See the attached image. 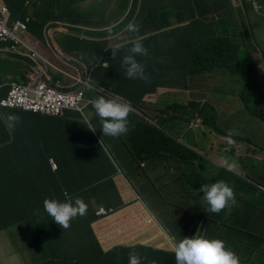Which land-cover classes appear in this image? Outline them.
<instances>
[{
    "label": "trees",
    "instance_id": "trees-1",
    "mask_svg": "<svg viewBox=\"0 0 264 264\" xmlns=\"http://www.w3.org/2000/svg\"><path fill=\"white\" fill-rule=\"evenodd\" d=\"M85 0H57L56 8L62 15L57 17L56 21H61L71 25H89L90 27L99 28L105 24L104 21H99L96 24H91V20L84 21L83 13L90 12L91 17L97 12L102 11V7L106 3L96 2L89 8L79 7V4ZM24 0H6L8 11L12 18L24 17L27 13V8L24 7ZM197 7L190 9L195 18H215L218 14L220 21H216L215 30L217 31V36L212 39L210 44L205 47H196L193 54V61L189 60V55H187L188 64L180 67L181 71H175L168 66L163 64H157L155 66H147L149 59L146 56H137V60L142 62L145 66V79H128L124 75V68L121 66V59L123 55L127 54V48H121L117 51L116 56L112 57L111 49L106 48V43L101 42H84L86 53L83 54L81 58L90 73L91 86L94 89L103 88V90L113 93L123 100H131L135 103L141 94L139 100H143L142 96L146 94H152L154 98H161L163 100H170L174 97L176 101L172 102L176 105L183 104V91L180 90L182 87L181 78H179V73L184 72L188 77L189 75H195L197 73H202L200 69H194L195 64L199 67H206L210 64V60L203 56L210 55L213 61V68L222 70L225 76H228L230 81L234 82L239 89L232 94V96L226 100L229 104L239 110H243L248 113L253 118L259 120L264 126V64L261 65L258 61L257 55L258 51L255 42L253 41L254 28L257 24H264V0H199L196 2ZM68 8V9H67ZM121 9L124 5L120 6ZM69 10L66 13L65 10ZM74 10L78 15L73 16L71 20L68 18ZM95 10V11H92ZM134 14V9L131 10L129 14V19L131 20ZM222 14V15H220ZM231 14V15H229ZM99 15V14H98ZM98 17V16H96ZM225 18V19H224ZM231 22V24H230ZM31 24V22H30ZM28 24V25H30ZM36 24V23H33ZM31 24V25H33ZM140 24V22H139ZM214 25L213 23H209ZM30 25V26H31ZM37 25V24H36ZM106 25V24H105ZM34 26V25H33ZM44 26H38V33L43 31ZM95 34H91L95 37ZM130 36H134L133 33H128ZM97 37H103L105 34L99 33ZM113 49V48H112ZM149 52V50H148ZM190 54V53H189ZM202 58L206 60H202ZM102 63H106L107 67L102 68ZM185 81V80H183ZM184 86L183 88H185ZM91 96H96L97 94L93 91L90 92ZM1 98V92H0ZM154 100V99H152ZM188 113L186 115L179 113L177 116L175 113L176 109H173L175 116L184 122H195L198 127V132H193V135L200 134L208 138L207 131L211 130L219 135L226 136L227 133L221 131L220 129H215L216 117L218 113L216 110L207 109L206 107L192 101L188 106ZM186 109V108H185ZM207 111L214 112L212 115H208ZM2 114H6L5 111H0ZM14 113V112H12ZM20 120L16 126L15 133H22L23 137H30V139L36 140V143L44 150H49L52 145L49 140H53L57 132H62L65 130V123H60L61 126H46L45 122H42L44 126L40 128V131L34 132L33 137L30 136L31 129L28 126V118L25 115H19ZM67 114V113H66ZM32 118V116H30ZM47 122L51 123L50 119H46ZM152 119L149 116H145L143 119L137 117L133 114H128V125L129 130L119 136L110 137L102 135L100 128L101 124L99 118L96 116L93 119V123L98 131V134L111 152H117L120 147L123 146L124 149L129 152L124 156L121 162V167L115 169L111 164L102 161L100 155L102 154V146L97 143V146L92 144L87 140V133L90 130L82 124H74L71 127L75 129L77 133L78 146L72 147L71 149L66 148L67 152L74 151L79 155V159L84 164L96 163L97 161L105 164H96V171L90 172L86 170L83 174L76 175V177L70 179L59 180V176H55V180L45 181V175L48 171V165L46 163V154H41L37 157L35 161L37 164H33L34 178L29 177V179H19L18 189L38 191L40 200H44L45 197H55L57 199H64L65 192L70 196H80L86 202H88L89 207L85 216L88 213L95 212L100 205L105 203H119L121 204H131L132 194L130 181L127 182L129 176H133L135 179L141 177L142 171L145 176L150 175L157 167H161L164 163L169 164V160L177 161V163L186 165H195L197 160L201 158V154L196 150L197 148L203 147L201 140L197 141L195 138L194 145L187 142H179L173 134L169 132L170 128L166 132L161 129L160 122L156 119L154 122L158 125L152 126ZM159 121L164 124L171 123L169 120L160 119ZM208 126V129L205 128ZM3 125H0V128ZM53 129V130H52ZM201 137V138H204ZM29 139V140H30ZM247 141L246 146L243 150L239 148V142L233 141L232 138H226L222 142H218L222 147H228L227 150L230 157H234V162L232 169L240 171L241 161L243 162V156L250 153L249 156H255L251 154V148L255 146L256 142H253L250 138H242L240 141ZM217 143V141H215ZM234 144H237L234 146ZM51 151V150H50ZM220 151V150H219ZM217 151V155H219ZM261 157L264 156V149L261 150ZM246 153V154H245ZM244 163V162H243ZM142 164H145L143 167ZM102 165H104L108 170H106ZM94 167V165H91ZM148 168V170H146ZM98 171V172H97ZM80 172V171H79ZM246 172V170H245ZM228 177L223 178L230 186L233 187L235 198H239L238 204L230 210H224L226 225L228 230H235L237 223L242 221H249L255 212H258L259 216L264 220V184L261 185L260 182L253 178L242 176L236 174H228ZM182 176V174L180 175ZM196 177L194 181L195 185L200 187L201 184L213 183L217 180H221V174L216 177H204L201 174L194 173ZM126 179V181H125ZM45 181V182H44ZM44 182V183H43ZM260 183V184H259ZM262 186V187H260ZM42 190H48L51 193H43ZM89 192V196L87 193ZM4 195V201L10 203L13 207H16L18 212L15 215L16 220L27 218L26 214L19 212L18 203H25L23 198H17L16 192L13 194L14 201L9 200L8 196ZM17 202V203H16ZM32 212V211H30ZM224 214V213H223ZM148 217H145L147 219ZM93 219H95L93 217ZM230 220H233L230 221ZM74 220L70 222V226L67 229H62L61 227L55 228L51 225V236L55 241L62 246L65 250L66 257H70L71 261L64 259V264H86L87 262L82 259L77 260L73 258L77 254L84 255L86 251L79 247L73 242L75 234H83L89 236L97 246L102 242H111L117 240L121 233L119 231H105L102 235H96L93 231H89V228H85L82 224L81 228H76ZM102 229L101 226L98 227ZM17 231L22 240L27 243H22L26 249L23 254L29 253V260L32 259V253H43L44 248L37 245V239H29L27 236L33 234L29 231L28 227L19 226ZM34 236V235H33ZM68 241V242H67ZM144 245L136 244L133 246L136 253L142 254V247ZM149 247V246H146ZM119 253L114 255V251L111 250L107 254L108 261L106 264H128V251L125 248H116ZM103 253V250H101ZM264 252V249L263 251ZM144 259L147 261L146 257ZM148 261H152L151 258ZM51 262V261H50ZM77 262V263H76ZM52 263V262H51ZM96 264H105L101 260H97Z\"/></svg>",
    "mask_w": 264,
    "mask_h": 264
},
{
    "label": "crops",
    "instance_id": "crops-1",
    "mask_svg": "<svg viewBox=\"0 0 264 264\" xmlns=\"http://www.w3.org/2000/svg\"><path fill=\"white\" fill-rule=\"evenodd\" d=\"M39 1L46 3L51 2V0H34V2ZM197 1L199 0H184V3H182L181 6L187 7L189 12H187L185 20H181L182 17L179 15V13H177L178 11L169 12L166 15L163 11L159 10V7L165 3V0H120V4L124 5V8L122 9L123 13H121L122 17L117 20H113V22L116 24L121 19L126 17L131 5H133V19H137L133 23L139 24L140 22L139 27L141 28V31H144L140 37L143 38V44L149 50L148 55H146V57L149 59L147 66L163 64L170 67L171 69H174L175 71H179L180 67L188 64V60L185 57V52H189L190 56L194 58L193 54L196 47H205L206 45L210 44L215 36H217L218 30H215L216 21L214 25H211L209 24L211 22L210 18H195V16L192 15L194 11L192 13L190 12V9L198 6L196 3ZM173 2L174 1L171 0L167 3ZM0 3H2L7 9L9 24L20 21L28 26L26 41L34 40L38 43H42L48 40L43 39L44 36L42 31L39 33L37 31L38 26L43 25L46 27L44 24H33L32 18L28 13H26L24 17L12 18L8 11L6 0H0ZM43 5L45 10L42 11V13L45 16L50 12L59 14L58 9L53 5V3H43ZM215 18L217 21L222 20L219 18L218 14L215 16ZM90 20L91 24H96L100 20L104 21L106 25L104 24L103 26H107V24L110 23L109 15H105V13L100 14L98 17H90ZM30 22L34 26L31 25ZM256 26L262 27L264 29V24H257ZM90 29L94 30L89 25H85L82 28L75 27V36H68L67 38L70 41L68 43L76 44L103 41L106 43L107 49H112L108 46V43L111 41V33H117L124 29V27L117 30L107 29L104 31H96L95 37L91 35L92 33L89 31ZM153 32H160V35L157 36V34H154ZM99 33L105 34V36L99 38L96 36ZM62 36L64 35L59 34V31H55L54 36L50 37V43L57 44L59 47L65 50L66 48L62 47L58 43V39L62 38ZM207 36H210V41L206 39ZM6 47L7 45L0 43V100L8 91L9 82L12 80L14 82H18L19 78L25 74V69L23 67L25 64L22 63L20 58L14 57L16 54H7L5 52ZM69 52L70 51L68 50L67 52L64 51L63 56L66 57L65 62L74 67L70 68L67 64L61 63V71L58 74L52 75L49 71V76L51 79L50 84L56 86V82H58V88L63 92H70V90L74 89L78 90V92H81L86 99L87 106L90 108L91 116L95 118V111L91 106L90 100L95 98L97 95L91 96L90 92L93 91L94 93L98 94L101 89H94L93 87H90L91 70L89 71L87 69L83 61V53ZM81 58H83V60ZM71 61L76 64V67ZM25 67L29 69L28 66ZM64 72L73 75L76 79L80 80L82 84H77L74 80L64 75ZM194 80L197 83L198 78L191 79L190 86ZM182 87H184L183 83ZM185 89L188 90L187 85ZM140 97L141 94H139V97L137 98L138 100L135 103L131 102V100H127L126 102L133 107L142 108L146 103H157L162 101L161 98H154L157 96L152 94H146V96H142V101L139 100ZM170 100H175V98L171 97ZM6 112H14L19 115H25L24 117L28 118L29 120L27 124L31 129V137L34 136L33 130L34 132L40 131V128L44 126L42 122H45V124H47L46 126L52 125L53 127L57 126V124L61 126L60 123H65L66 125L64 126V131L57 132L54 139L49 140L50 144L52 145L49 150H44V148H41L36 143V140L30 139V137L26 136L23 137L20 135L22 133H15L14 130L16 129L9 131L5 129L4 126L0 128V190L6 194V196H8L9 200L11 201H14V192H16L17 198H23L25 203H18L17 205H19V212L26 214L27 216V218L16 220L15 215L18 214L16 207H13L10 203L5 202V196L0 194V264H64V259H67L68 261H71V259L70 257H66L65 250L55 241V239L52 238L50 230L51 225L55 228H59L60 226L52 221V218L46 212H44L43 200L39 199V190L34 191L32 188L30 190L18 189L16 186H18L19 179H29V177L34 178L33 168L31 166L33 164H37V161L35 160L41 154H46V163L48 165L49 171L46 172L44 178L45 181L55 180V176H59V180H71L72 178L76 177V175L83 174L86 170H89L90 172L96 171L95 167H91V164L82 163V161L79 159V155L76 152L70 150L66 155V148L71 149L72 147L78 146L77 133L71 126L72 122L76 121V123H80L77 117L81 118L82 116L76 111H74V113H67L63 117L60 116L57 118L45 117L43 115L26 113L18 110H6ZM30 116H32V118ZM139 118L143 119V113L139 115ZM46 119L53 121L49 123L46 121ZM178 130L181 131V129ZM223 155L229 156V153L224 150ZM50 159L55 164H57V169H54L50 166ZM177 166L182 170L181 174L187 172L180 178H177L178 174L175 170ZM193 168H195L193 165H180L177 163V161L169 160V164H167L164 168L157 167L154 172L158 175L167 173V180L165 182H168L169 184L176 183L179 185L183 196L187 197L189 200L196 201V204H202L203 196L199 191L200 187L194 183L196 177H194L192 174V172H194L192 171ZM172 170H174V173ZM163 179L165 178L163 177ZM188 182H191L193 186L192 192L188 191L185 187V184ZM42 191L43 193H51L48 190ZM138 211V208L126 206L120 212L127 213L128 215L117 217L119 219L117 222L106 219L96 221L94 224L93 222H90L89 227L90 229L93 227V233L96 235H102L105 231L111 232L114 230L119 231L121 235L117 240L99 243L100 247L97 249H93V244L95 242L89 236H75V241H73L75 244H89V248L87 249L77 245L79 250L83 248L86 253H84L82 256L81 254H77L73 258L81 261L84 259L86 262H88L86 264H96L97 260H101L106 264L109 260L107 254L110 253L111 250L114 251V255L119 253L116 251V248H125L129 253L132 251L131 246H135L136 244L157 245L159 242L158 239L152 236L145 227V225L149 224H146L145 220L143 223L138 220ZM256 217L257 212H255L254 215L249 218L250 224L256 223ZM19 226L28 227L29 231L33 232V234H29L27 238L33 240L37 239V245H40L44 248L43 253L40 254L33 252L31 254L32 259L30 260L28 258L29 253H22L23 251H26V249H24L25 246L22 243L27 242H24L20 237L19 231H17ZM99 226H101L102 229H99ZM178 233V230L172 231L173 235H178ZM250 244L256 248L260 245L258 242H250L249 244L245 245L246 248H241L239 244L232 242L231 249L238 254L243 264H250L251 261H261L264 263V256L262 255L257 260L253 259L254 256H252L251 260L245 258L247 255L240 256V254H243L246 250H249ZM100 249L103 250V253ZM156 257L159 259L158 255H156ZM164 259H166L165 256Z\"/></svg>",
    "mask_w": 264,
    "mask_h": 264
},
{
    "label": "clouds",
    "instance_id": "clouds-1",
    "mask_svg": "<svg viewBox=\"0 0 264 264\" xmlns=\"http://www.w3.org/2000/svg\"><path fill=\"white\" fill-rule=\"evenodd\" d=\"M24 1H25L23 3L24 7L27 8L28 10V7L31 5V1L30 0H24ZM53 1H54L53 5L56 6L55 0ZM86 1L88 0H85L81 4L85 3ZM96 2L106 3V5L102 7L101 12L96 11V13H98L99 15L105 13L104 8L108 9V8L113 7V5L110 2H106L105 0H91V2L84 7L89 8L90 6L94 5ZM117 2L119 1L117 0ZM121 5L123 4L118 5L117 11H113L112 13L108 14L110 23H108L107 26H103L99 28L92 27L95 31L92 29H90L89 31L92 34H94L96 33V31H104L107 29L117 30L119 28L124 27V29L120 30L119 32L111 33L110 35L111 37L110 42H113L116 44L111 47L113 48L111 49L112 50L111 55L112 57H115L119 49L126 47L127 54L123 55L121 59V66L125 70L124 75L128 79H133V80L141 79L142 80L146 78L145 66L142 62L137 60L136 57L148 55V49L143 44V38L140 37L144 31H141V28L139 27L138 23H133L135 20H137V19H133V16L131 18L132 21L128 20L129 14L131 10H133V5H131L128 15L126 17L121 19L116 24L113 22L112 20L113 16H117L115 20L122 17V15L120 14V12L123 13L122 9L120 8ZM85 8H83V10ZM92 11H95V10H92ZM59 14L62 15V12ZM98 14H94L92 17L99 16ZM75 27L82 28L83 26L82 25L76 26V25L67 24L61 21H56L54 25L52 26V28H50L51 30L50 33L48 32L49 29H47L46 27L43 28V31H42L43 36H44L43 39H48L45 42H42L43 46L39 45L38 42L34 40L27 41V44H26L27 46H29L31 49L36 51L39 56H41L42 58H44L46 61H48L51 64V66L48 67L50 74L52 75L58 74L59 73L58 70L61 71V65L67 64L65 62L66 57L63 56L64 51H60L61 47L50 43V37L54 36L55 31H59V34H63L66 37L70 35L75 36L74 34ZM26 28H27V33H28L27 25H26ZM128 33H133V34L136 33V34L134 36H130ZM153 33L157 34V36L160 35V32H153ZM187 55H189L190 61L195 62L193 61V58L190 56L189 52H185L186 58H187ZM14 57L20 58L22 63L25 64L23 66L25 69V74H23L22 77L19 78L20 82L19 81L14 82L13 80L9 82V89L2 99H4L7 96L13 84L23 87V86L30 84L31 79H34L35 77L34 75L35 73L30 66V62L27 59L20 57L18 55ZM203 57L208 58L210 60V64L206 67H199L196 65L197 64L196 63L195 68H194V69H200L202 73H197L195 75H189L188 77L185 75L184 72H180L178 75L179 78H181V82H184L183 80L185 81L187 80L185 86L187 85L188 88L190 86L191 79H196L194 77H199L204 74L213 75L216 71L219 70L217 68H213V61L210 55L203 56ZM257 58L260 64L263 65L264 59L262 60L259 53L257 55ZM202 60H206V59L202 58ZM71 62L74 63L73 61ZM67 65L70 68L74 67L69 64ZM25 66H28L29 69H27ZM75 67H76V64H75ZM101 67L106 68L107 64L102 63ZM219 71H222V70H219ZM77 84H80V83H77ZM100 89L101 90L99 91L97 96L90 100V103H91L92 108L95 111V115L99 118V122L101 124L100 131L102 135L116 137V136L126 133L130 129L128 125V114L135 115L137 119L139 120V115L141 113H143V118L145 116H149L152 119L151 121L152 126L154 125L158 127V125L154 122L157 119L158 122H160L161 124V126H159L161 129H164L166 132H168L167 129L170 128L169 132L173 134L179 142H182L185 144L187 143V141L185 140L182 141L181 136L175 135L172 132V129H175V128L182 129V127H188L190 131L198 132V127L195 122H191V123L184 122L182 120H179L175 116V113H177L176 114L177 116L180 115L179 113H182L184 115L188 113L187 111L188 107H186V105L184 104L185 100H183L182 105H176V104L174 105V103L172 102L176 100H163L162 99L161 102L146 103L144 104L142 108H139V107L131 106L130 104L126 102L127 100H123L111 92L110 93L104 92L103 88H100ZM182 91H183V95H185V93L188 90L183 88ZM70 92L80 93L83 97V100L79 103L77 108L65 109L57 116H48V115H44L40 113H34V114H39V115H43L45 117H50V118H57L60 116L63 117L66 113H74V111L79 112V114H81L82 116L81 118L77 117L80 123H76L75 121V122H72V125L74 124L85 125L90 130V133H87V140H89L95 146H97V143L102 146L103 155H100L102 161L107 162V164H111L115 169H119L121 167L122 159L124 158L125 155H127L129 151L124 149L122 146L119 148L117 152H114V153L111 152V150L104 143H102V140L95 127V124L93 123L94 117L91 116L90 108L89 106H87L86 99L83 96V94L81 92H78V90L76 89L70 90ZM109 95H112V96H109ZM172 108L176 109L175 113ZM213 109L216 110L215 107H213L212 110ZM0 110L21 111L19 109H7V108H1V107H0ZM160 119L169 120L171 121V123L168 122V124H164L163 122L159 121ZM19 120H20V117L14 113L0 114V124H2L4 128L9 131H12L16 128ZM195 127L197 128V130L196 131L192 130ZM214 133L217 135L216 132ZM207 136H208V138H206L207 143L210 144V146L209 147L206 146L207 152L205 153L199 148L196 149L201 154V158L197 160L195 165H193L195 167V171L192 172V174L194 175V173H198L208 178V174H204L203 169L199 167V162L200 161L202 162L205 169L211 170V168L206 167L204 164V160H208V158L206 157H209V155L214 154L213 152H216L217 154V151L219 150H220L219 154H223V151L230 149V146L232 145L228 147H222V146L219 147L217 143L215 142V140L212 139L216 136L212 135L208 131H207ZM202 137H204V135ZM255 158H257V156H255ZM92 163L91 165H94L95 169H96L97 163L105 164L99 161H97L96 163L94 162L93 164ZM179 164L183 165L181 163ZM142 165L143 167L145 166V164H142ZM50 166L54 169H57V164H55L51 159H50ZM102 166L106 170H108L104 165ZM142 174L143 175L141 177L144 178V182L146 181L145 182L146 185H151V184L157 185L156 180L151 177V174L148 176H145L143 171H142ZM217 175H219V172L216 170L215 172L210 173L209 177H216ZM127 182H129V179L127 180ZM191 188L193 189V186ZM199 191L202 193L203 199L208 205V211H206V214L209 219L213 218L212 213H219L222 209L231 207L232 205L236 203L233 187L230 186L224 180H217L213 183L201 184ZM150 192L153 194L152 190ZM172 193L177 195V198L174 197V202L176 204L182 205L184 208L183 210L189 209L188 203L190 202V200L187 197L182 195L181 190L179 188H174ZM87 195L89 196V192L87 193ZM130 205L131 204H128V205L121 204L120 205L119 203H105L104 205H100L96 209L95 212L88 213L87 216H85V214L87 213L89 204L80 196H70L67 194V192H65V198L62 200L57 199L55 197H52V198L45 197L43 200L44 212H46L52 218L51 220L54 221L56 224H58L62 229L69 228L70 222L72 220H74V223L76 224L75 226L76 228L80 229L83 224L85 228L90 229L89 227L90 222H93L94 224L96 221H99L102 219L110 220L111 217L116 216L119 211H122L124 207L130 206ZM189 210L191 211V209ZM147 213H148V218L145 219V223L151 225L153 224V219L155 217L149 209H147ZM192 213H193V216H196V217L199 216L198 210H194L192 211ZM93 217L95 219H93ZM179 218H180V214H179ZM117 220L119 219L117 218ZM181 223L183 226H187L188 224V222L184 224L182 221ZM216 223L226 225V222L223 220H219ZM175 230H178L179 231L178 235L182 236L183 238L176 240L174 236H170V239L173 241L174 246H169V248L166 242L160 243L161 239L155 235H152L151 233L150 234L152 236L158 239L159 242L157 245L139 244V245H144L142 247V251H143L142 254L136 253L134 247L131 246L132 251L128 253V264H243L238 254L234 250H232L230 247L227 246L228 242L226 240L222 238L205 236L204 231L202 232L199 231L198 234L196 231L193 235L189 236L186 233V229L174 228L173 231ZM89 231L94 232L93 227ZM238 234L240 235L241 233L239 232ZM75 236L83 237L86 235L75 234L74 237ZM73 241H75V239ZM146 246H149V247H146ZM151 246H155V247H151ZM82 247H85L87 249L89 248V246H86V245H82ZM98 247L100 246H97V248ZM156 255L159 256V259H157ZM164 256L166 257V259H164ZM144 257H146L147 261L144 259ZM149 258H151L152 261L149 262L148 261Z\"/></svg>",
    "mask_w": 264,
    "mask_h": 264
},
{
    "label": "rangeland",
    "instance_id": "rangeland-1",
    "mask_svg": "<svg viewBox=\"0 0 264 264\" xmlns=\"http://www.w3.org/2000/svg\"><path fill=\"white\" fill-rule=\"evenodd\" d=\"M31 1V5L28 7L27 13L32 18V23H38V24H44L50 33L52 26L57 20V17L61 14L57 13H49L48 15H44L42 11L45 10V7L43 3L45 4H52L54 1L51 0L50 3L46 2H34ZM57 0H55L56 2ZM69 1V0H67ZM106 2H110L113 7L111 8H104L105 15L112 13L113 11L118 10V5L120 4L117 2V0H105ZM171 0H165V3L159 7V10L163 11L166 15L169 12L178 11L179 15L182 17L181 20H185L187 16L188 8L181 6L182 3H184V0H173V3H167ZM91 0L86 1L83 4H79L80 8H85L87 4H89ZM179 7V9H178ZM68 9V8H67ZM65 10L66 13L69 12V10ZM121 14V12H120ZM78 14L72 10V14L68 17L70 20L73 16H77ZM175 15V14H174ZM91 17L90 12H84L83 13V20L87 21ZM117 16H113L112 20H115ZM210 23H215L216 18H210ZM231 24V22H230ZM208 28V27H207ZM64 37V38H63ZM207 40H211L210 36H207ZM253 41L255 42L256 46H258L257 51L260 54L262 60L264 59V29L262 27H257L254 30L253 35ZM70 42L66 36H62V38L58 39V43L65 47L68 51L72 53H86L87 49H85L86 46H84V43H76V44H69ZM39 45L43 46L42 43H38ZM54 44V43H53ZM56 46H59L57 44H54ZM111 45V46H110ZM116 45L113 42L108 43L109 48ZM62 48H60V51H66ZM69 52V53H70ZM263 55V56H262ZM198 78L197 83L194 80L192 82V85L189 86L188 91L183 95L182 99L185 100L184 104L186 107L192 102H196L207 109H211L215 107L218 112V117H216V123L214 128L220 129L221 131H224L227 133L226 136H222L219 134H215L213 131L208 130L212 135L216 136L212 138L213 140L217 141V145L220 147L221 144H218V142H224L226 138H232L233 141L239 142V148L243 150L245 146L248 144L247 141H240L242 138H250L253 142H256L255 146H253L251 149V154L257 156L251 157L249 156L250 153H245L246 155L243 156V162L241 161L240 165V171L236 169H232L233 163L235 158H232L230 156H226L223 154L217 155L216 152H213L214 154L209 155L208 160H204V164L206 167L211 168L205 169L202 162H199V167L203 169L204 174H210L212 172H215L216 170L221 174V180L223 178L228 177L230 173L236 174L239 176H242L244 178L250 177L255 179L256 181L260 182L261 185L264 184V156L261 157V152L259 149H264V126L259 122L258 119L253 118L248 113H246L243 110H239L238 107L235 108L228 102H226L227 99H229L232 94H234L239 87L235 85V83L230 81L228 79V76H225L222 71H216L213 75L210 74H204ZM187 80L184 82H181L186 84ZM180 90H183V87H181ZM175 105V104H174ZM178 108V107H177ZM207 111L208 115L214 114V112ZM188 127H182L181 131L178 130V128L172 129V132L175 135L183 137L182 139L187 141L189 145H194V140L197 141L201 140V143L203 147H199L200 150H202L204 153L207 152L206 146H210V144L207 143L206 138H201L202 136L200 134L193 135V131H190ZM192 129V128H191ZM208 129V126L205 128ZM194 131L197 130L195 127L192 129ZM195 138V139H194ZM247 142V144H246ZM237 144H234V146ZM195 146V145H194ZM227 152V150H226ZM167 165V163H164L162 165V168H164ZM148 170V168H146ZM176 173L178 174L177 178H180V174L182 173V170L180 167H176ZM189 170V168H188ZM246 170V172H245ZM192 171H195V168H193ZM174 173V170H172ZM187 172L183 173L186 174ZM151 177L156 180L157 185L151 184L146 185L144 182L143 177H137L136 179L131 176L129 177L130 185H131V194H132V203L130 206L138 208V220L143 223V219L145 217H148L147 209H149L152 214L154 215L153 224L151 225H145L147 230L152 234L161 239L160 243L166 242L168 246H174L173 241L170 239V236H174L176 240L182 239L183 237L180 235H172V231L174 228H183L186 229L187 235L191 236L196 231L197 234L199 231H204L205 236L208 237H215V238H222L226 240L227 246L231 248V242H236L239 244L241 248H246L245 245L249 244L250 242L255 243L258 242L260 244L257 248L254 247L252 244L249 245V250H246L243 254H240V256L247 255L245 258L251 260L252 256L254 260H257L261 255L264 256V252L261 250L264 249V220L261 216H259L257 212L256 217V223L250 224L249 221H242L240 223H237L238 228L235 230H228L227 225L223 224H217L216 222L219 220L226 221L225 219V212L224 210H230L233 207H235L238 202L239 198L236 199V203L232 205L231 207L222 209L219 213H212L213 218L209 219L207 217L206 211H208V205L206 204L205 200L203 199L202 204H196V201L190 200L188 203L189 209L183 210V206L180 204H176L174 202V197L177 198V195L173 194L172 191L174 188H179V185L176 183L169 184L168 182H165L167 180V173H163V175H158L155 172L151 173ZM163 177L165 179H163ZM209 177V175H208ZM259 183V184H260ZM264 186V185H263ZM185 187L188 191H193L191 188V182H188L185 184ZM153 191V194L150 191ZM198 210L199 216H193L192 211ZM205 211V212H204ZM224 213V214H223ZM180 214V218H179ZM127 213H121L120 211L117 213L116 216L111 217V221L117 222V217L127 216ZM180 220L186 224L187 226H183L180 222ZM233 222V220H230ZM201 226V227H200ZM241 233L239 235L238 233ZM248 237V238H247ZM68 242V241H67ZM77 245H86L89 246V244L85 243H78ZM155 247V246H151ZM97 248L96 242L93 244V249ZM256 255V256H255ZM250 264H264L261 261L253 262L251 261Z\"/></svg>",
    "mask_w": 264,
    "mask_h": 264
},
{
    "label": "built area",
    "instance_id": "built-area-1",
    "mask_svg": "<svg viewBox=\"0 0 264 264\" xmlns=\"http://www.w3.org/2000/svg\"><path fill=\"white\" fill-rule=\"evenodd\" d=\"M8 18L6 7L0 3V43L7 45L5 50L7 54H16L27 59L35 77L31 79L30 84L23 87L13 84L7 96L0 101V107L48 116H57L65 109L77 108L83 100L82 95L61 91L58 88V82H56V86L50 84L48 67L51 64L26 45V24L20 21L9 24ZM64 75L76 83H82L73 75L66 72Z\"/></svg>",
    "mask_w": 264,
    "mask_h": 264
},
{
    "label": "bare ground",
    "instance_id": "bare-ground-1",
    "mask_svg": "<svg viewBox=\"0 0 264 264\" xmlns=\"http://www.w3.org/2000/svg\"><path fill=\"white\" fill-rule=\"evenodd\" d=\"M106 93H109V91L104 90Z\"/></svg>",
    "mask_w": 264,
    "mask_h": 264
}]
</instances>
